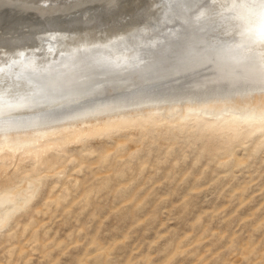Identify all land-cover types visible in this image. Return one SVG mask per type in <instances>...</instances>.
<instances>
[{
  "label": "rangeland",
  "instance_id": "374dc122",
  "mask_svg": "<svg viewBox=\"0 0 264 264\" xmlns=\"http://www.w3.org/2000/svg\"><path fill=\"white\" fill-rule=\"evenodd\" d=\"M155 1L100 8L65 46L146 30L167 17ZM195 2L201 15L234 11L248 32L244 16L260 12L240 0ZM22 46L0 45V59L40 54ZM185 79L126 81L19 126L3 122L17 111L0 113V195L34 186L0 225V264H264V86L240 104L243 90L195 99ZM213 98L218 106H207Z\"/></svg>",
  "mask_w": 264,
  "mask_h": 264
},
{
  "label": "bare ground",
  "instance_id": "6f19581e",
  "mask_svg": "<svg viewBox=\"0 0 264 264\" xmlns=\"http://www.w3.org/2000/svg\"><path fill=\"white\" fill-rule=\"evenodd\" d=\"M41 1L51 2L50 7H53V4H58V7L65 9L70 5H80L88 0ZM195 1L167 0L166 4L163 3L169 11L163 12L166 13V18L162 17L159 23L148 26L149 28L146 30L133 32L127 37H107L108 39L103 41L95 40L92 44H87L84 39H81L78 42L75 41L76 45L67 44L65 46L66 41L74 40L75 32L66 31L69 35L62 36L60 32V36L55 37L49 36L53 31L37 34L38 38L35 43L39 47L40 54L36 59L27 60L20 57L15 60L14 64L6 62L13 56L0 59L4 61L0 64V113L17 111L16 117H11V119H7L8 121L4 119L3 122L16 124L28 123L27 119H32L30 122L36 121L43 113L52 114V110L61 108V106L67 107L68 105L69 107V104L77 102L78 99L81 102L80 98L83 96L88 99L89 96L104 92L106 89L110 91L113 88H121L126 81H128L127 85L147 83L154 79H157L155 81L163 80L174 74L182 75L186 78L184 83H190L198 89L197 91H200L195 90L194 93H190V96H195V99L199 95L200 98L209 97L211 99L212 97L209 95L212 94H233L236 90L237 92L243 90L246 93L233 101L240 104L250 102L244 96L247 97L251 93V89L254 90L260 85L264 86V0H254V2H252L253 0H240L241 5L250 3L246 9L248 7L250 9L252 6L253 11H260L256 15L253 14L254 16L252 14L244 16L247 26L253 24L250 26L252 28L249 27V30L251 29L249 32L242 30V27L239 28L242 21L238 25V21L236 20V23L233 20L234 11L231 12L232 15L228 12L230 15L218 16L216 12L215 14L212 12V15L206 14L207 11H212L207 10L206 15H201L204 13L200 14L198 11L202 9L197 10L199 14L196 12V6L200 2L196 3ZM223 1L227 2L228 0H221V2ZM232 1L239 3V0ZM108 2L113 3L114 0H108ZM156 2L158 1L156 0L154 3ZM193 3H195V7L190 9L189 6ZM171 4L172 6H170ZM165 8L162 7V10ZM241 8L239 10L242 11ZM226 10L228 11V8ZM217 11L222 14L219 10ZM168 19L174 20L173 23L178 22L177 25H169V27L168 21L170 24L172 21ZM234 23L236 26H230ZM241 24L243 26V23ZM239 33L246 35L243 34L239 37ZM132 36L135 39H132ZM28 82L34 87H31ZM224 90L228 91L220 92ZM248 90L250 93L247 94ZM85 98H82L83 101ZM214 98L213 101L207 102V106H218L217 99ZM100 109L99 111L105 110ZM79 111L81 112V110ZM82 111L81 114L86 113L84 110ZM70 114L72 115V112ZM3 126L5 125L3 124ZM8 126L13 125L8 124ZM0 127L2 126L0 125ZM19 188V190H11L12 192L0 195V225L5 221L12 205L22 202L25 198L24 203L33 194V181H26ZM29 194L31 195L28 197Z\"/></svg>",
  "mask_w": 264,
  "mask_h": 264
},
{
  "label": "water",
  "instance_id": "95a60500",
  "mask_svg": "<svg viewBox=\"0 0 264 264\" xmlns=\"http://www.w3.org/2000/svg\"><path fill=\"white\" fill-rule=\"evenodd\" d=\"M107 1L88 0L80 5H70L61 9L58 4L50 7L51 2L45 3L41 0H0V23L4 29V34L0 36V45L14 47L33 44L39 33L55 30L70 32L75 28H82L86 25L85 16L110 4L121 2V0H114L113 3ZM164 2L166 4L167 0ZM155 80L157 79L153 81ZM28 84L31 85L30 82ZM32 85L31 87H34Z\"/></svg>",
  "mask_w": 264,
  "mask_h": 264
}]
</instances>
